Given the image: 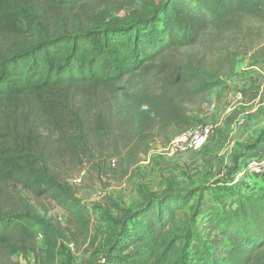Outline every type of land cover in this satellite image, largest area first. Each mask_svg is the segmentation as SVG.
I'll list each match as a JSON object with an SVG mask.
<instances>
[{"label":"trees","instance_id":"obj_1","mask_svg":"<svg viewBox=\"0 0 264 264\" xmlns=\"http://www.w3.org/2000/svg\"><path fill=\"white\" fill-rule=\"evenodd\" d=\"M126 8L125 18L110 16ZM245 20L264 23V0H0V185L54 202L86 234L88 209L56 166L120 148L137 158L155 127H194L189 108L200 114L226 86L239 55L228 46ZM194 47L215 61L207 68L177 58ZM252 61L264 63L263 48ZM152 74V91L120 87ZM195 193L148 200L124 217L101 264H264V182L219 209L199 192L181 227L178 212ZM33 222L45 237L44 263L54 264L60 233L24 200L14 208L0 201V255H35ZM212 233L223 241L214 255L202 240Z\"/></svg>","mask_w":264,"mask_h":264},{"label":"rangeland","instance_id":"obj_2","mask_svg":"<svg viewBox=\"0 0 264 264\" xmlns=\"http://www.w3.org/2000/svg\"><path fill=\"white\" fill-rule=\"evenodd\" d=\"M135 6L136 10L147 9L141 2H136ZM132 10L126 8L110 16L125 18ZM75 13H68L69 18ZM242 26L237 45L228 46L230 51L239 52V55L226 86L211 92L202 104L200 114L189 108L195 126L214 127L210 140L201 150L168 154L169 141L183 128L157 126L150 133L152 138L146 154L137 158L120 148L119 156L103 150L77 165L67 167L60 163L56 166L68 181L75 200L88 209L86 234L76 232L65 212L54 202L34 199L11 185H0L3 207L14 208L20 201H28L42 220L58 230L59 237L51 248L54 264H101L120 222L141 209L148 200L184 195L191 190L197 192L193 201L178 212L180 226L186 228L199 192L211 208L219 209V202L231 200L240 191L258 189V184L254 183L259 179L263 181L264 175H248L236 185L231 183L236 174L243 171L246 162L258 158L254 153L257 148L262 154L264 151V63L254 66L252 61L255 53L264 49V23L245 20ZM176 56L183 62L191 60L205 64L207 68L215 61L201 47L181 50ZM130 79L124 80L120 87L124 89L132 85L136 89L152 91L156 83L154 74L141 83L135 82L133 77ZM240 94L242 97L238 98ZM247 156L249 159L245 158ZM244 181L249 185L243 184ZM31 230L38 234L36 254L10 255L6 252L4 256L0 255V264H45V237L37 223L31 224ZM184 231L180 229L175 234L183 237ZM202 240L212 255L215 254L212 248L219 249L223 242L217 233L204 236Z\"/></svg>","mask_w":264,"mask_h":264},{"label":"built area","instance_id":"obj_3","mask_svg":"<svg viewBox=\"0 0 264 264\" xmlns=\"http://www.w3.org/2000/svg\"><path fill=\"white\" fill-rule=\"evenodd\" d=\"M241 97V94L238 95V98ZM213 128L209 125L185 128L169 141L166 151L170 155L199 151L210 140ZM246 175H264V157L260 161L246 163L243 171L233 178L232 184L236 185Z\"/></svg>","mask_w":264,"mask_h":264},{"label":"crops","instance_id":"obj_4","mask_svg":"<svg viewBox=\"0 0 264 264\" xmlns=\"http://www.w3.org/2000/svg\"><path fill=\"white\" fill-rule=\"evenodd\" d=\"M242 93L244 94V91H242ZM258 151H260V152H258ZM254 153L257 154L258 158L253 159L252 161H260V160L263 158V156H264V151H263V154H262L260 148H257V149L254 151ZM245 158L249 159L248 156L245 157ZM242 159H243V158H242ZM240 163H241V161H240ZM246 183L249 185L248 182H245V184H246ZM247 184H246V185H247ZM254 184H258V187H259V186H261V185L263 184V181H262V179H259V180L256 181Z\"/></svg>","mask_w":264,"mask_h":264}]
</instances>
